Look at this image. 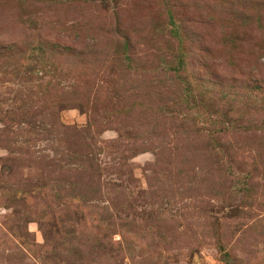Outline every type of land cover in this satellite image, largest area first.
Masks as SVG:
<instances>
[{
  "label": "rangeland",
  "instance_id": "1",
  "mask_svg": "<svg viewBox=\"0 0 264 264\" xmlns=\"http://www.w3.org/2000/svg\"><path fill=\"white\" fill-rule=\"evenodd\" d=\"M0 264H264V0H0Z\"/></svg>",
  "mask_w": 264,
  "mask_h": 264
}]
</instances>
